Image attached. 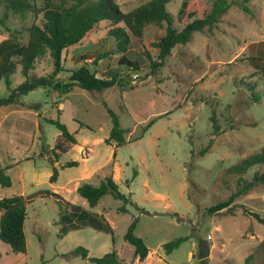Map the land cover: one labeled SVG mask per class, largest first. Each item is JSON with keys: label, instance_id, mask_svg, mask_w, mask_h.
<instances>
[{"label": "rangeland", "instance_id": "1", "mask_svg": "<svg viewBox=\"0 0 264 264\" xmlns=\"http://www.w3.org/2000/svg\"><path fill=\"white\" fill-rule=\"evenodd\" d=\"M29 1L25 21L11 11L6 20L22 44L29 40V28L42 27L47 9L58 3ZM116 1L127 13L149 0ZM195 2L168 3L175 26L185 24L179 17L181 7ZM4 4L0 0V18L6 13ZM247 5L253 15L233 6L213 32H196L189 44L176 46L161 67L152 66L159 55L154 45L165 36L167 23L148 25L141 39L131 38L126 52L139 62L137 71L119 64L123 54L117 40L108 36L115 26L102 22L63 52L64 71L57 77L67 80L71 71L87 64L98 76L117 70L128 84L93 92L73 87L67 94L38 88L24 98L25 104L0 107V168L13 181L10 188L0 185V199L33 196L25 222L27 252L15 254L0 241V264H94L74 255L79 247L92 258L116 249L127 264H244L249 255L253 264H264V225L251 215L264 219V184L236 199L234 214L207 211L237 190L236 178L227 170L264 148V72L251 60L264 56V0ZM9 34L0 23V43ZM21 69L18 66L11 78L12 88L25 81ZM31 73L51 76V57L37 60ZM253 93L261 95L259 103H253ZM8 94L2 81L0 98ZM211 105L222 128L217 136L210 122ZM109 110L129 131L123 146L106 143L113 127ZM58 118L78 140L66 153L56 149L61 131L46 120ZM210 140L213 147L200 156ZM73 161L79 165L65 167ZM54 166L58 176L52 182ZM256 173H264V168H252L246 177L251 180ZM105 177L115 179L127 204L106 195L91 207L77 192L80 185H99ZM64 201L104 216L114 229L116 245L110 233L91 226L60 237ZM122 206L127 212L119 211ZM135 219V234L150 250L144 262L124 239ZM181 238L187 240L168 254L165 245ZM202 244L210 246L204 263L199 258Z\"/></svg>", "mask_w": 264, "mask_h": 264}, {"label": "trees", "instance_id": "2", "mask_svg": "<svg viewBox=\"0 0 264 264\" xmlns=\"http://www.w3.org/2000/svg\"><path fill=\"white\" fill-rule=\"evenodd\" d=\"M50 1L47 0V3H50ZM170 1L149 0L135 10L126 13L121 10L116 0H58L57 5L53 4L47 9L45 24L42 27L39 25L31 26L28 30L29 40L26 44H22L18 32L11 31L6 25V20L8 12L11 11L18 15L22 21H25L27 13L31 9V3L29 0H5L6 13L3 18H0V23L10 34L8 38L0 43V83L2 81L6 82L9 94L5 98H0V107L21 106L25 104L24 98L38 88L48 90L53 87L59 93L67 94L73 87L93 92L113 88L116 85L124 86L128 84V81L117 70L98 76L87 64L71 71L67 80L57 77L60 72L64 71L62 64L63 52L80 44L102 22H108L115 26L109 31L108 36L117 40V48L123 54L119 64L137 71L140 69L139 62L131 60L126 52L131 38L141 39L148 25L162 26L167 23L165 36L154 45L159 51L158 62L152 65L155 68L164 66L171 57L172 50L178 45L189 44L196 32H204L205 30L213 32L220 23L221 18L233 6H237L247 15H253L251 8L247 5L250 0H213L212 4L205 0H197L195 3L184 4L179 10V17L185 23L183 28H180L173 24L171 13L167 9ZM47 54L53 61L54 73L48 77L32 74L31 72L34 70L37 60ZM81 58L82 60H88L85 56ZM251 60L256 69L264 72V63L257 62H264V56L262 58L251 57ZM18 66L22 68L21 73L25 81L16 88H12L11 78L16 73ZM252 100L253 103H259L261 95L253 93ZM210 107L212 110L210 122L214 136H217L222 128L216 117V109L212 105ZM109 114L113 127L106 143L108 145L115 143L117 146L127 144L126 135L129 131L121 126L120 118L115 112L109 110ZM46 120L56 125L61 131L56 146L59 152L66 153L78 144L75 135L70 133L67 126L59 118ZM212 147L213 141L210 140L207 147L203 148L199 155L205 156ZM49 162L52 165L55 164V160L52 158H49ZM78 165L79 162L73 161L67 163L65 167ZM257 166L264 168V148L227 170L228 176L236 178L237 190L227 201L210 207L207 210L208 213L216 215L227 210L234 214L236 199L249 194L258 185L264 184V173H256L251 180L246 177L248 171ZM57 176L58 169L54 166L51 181L55 182ZM0 185L4 188H10L13 185L12 178L2 168H0ZM77 192L88 201L91 207L97 206L106 195H111L114 199L123 201L124 204L128 203V198L120 191L119 184L113 177H105L99 185L84 183L78 187ZM48 194L51 195V193ZM52 195L61 202V197L58 194L52 193ZM31 198L33 196L16 195L0 199V241L7 244L15 254H26L27 252L25 222L27 219V204ZM64 204L65 212L60 221V237L66 236L71 230L91 226L96 230L110 233L114 245H116L114 229L104 216L89 212L68 201H64ZM119 211L127 212V209L122 206ZM251 215L260 224L264 225V219L259 214L251 213ZM138 222L139 219L132 222L124 239L134 248L135 257L140 262H144L148 258L150 250L144 240L135 234ZM186 240L187 238H181L166 244L167 253H172ZM74 255L82 259H89L94 264H127L120 258L116 249L101 258H92L89 257V251L86 248L79 247L75 250ZM253 259V255H249L244 264H253ZM205 261L202 260L201 262L204 263Z\"/></svg>", "mask_w": 264, "mask_h": 264}, {"label": "water", "instance_id": "3", "mask_svg": "<svg viewBox=\"0 0 264 264\" xmlns=\"http://www.w3.org/2000/svg\"><path fill=\"white\" fill-rule=\"evenodd\" d=\"M210 254V246L206 245V244H202L199 247V258L201 260H205Z\"/></svg>", "mask_w": 264, "mask_h": 264}, {"label": "crops", "instance_id": "4", "mask_svg": "<svg viewBox=\"0 0 264 264\" xmlns=\"http://www.w3.org/2000/svg\"><path fill=\"white\" fill-rule=\"evenodd\" d=\"M23 196H24V195H23ZM24 197H26V195H25Z\"/></svg>", "mask_w": 264, "mask_h": 264}]
</instances>
